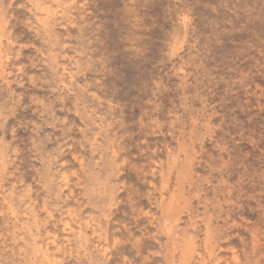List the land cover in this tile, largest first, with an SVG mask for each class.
<instances>
[{
	"label": "rangeland",
	"instance_id": "374dc122",
	"mask_svg": "<svg viewBox=\"0 0 264 264\" xmlns=\"http://www.w3.org/2000/svg\"><path fill=\"white\" fill-rule=\"evenodd\" d=\"M0 264H264V0H0Z\"/></svg>",
	"mask_w": 264,
	"mask_h": 264
},
{
	"label": "bare ground",
	"instance_id": "6f19581e",
	"mask_svg": "<svg viewBox=\"0 0 264 264\" xmlns=\"http://www.w3.org/2000/svg\"><path fill=\"white\" fill-rule=\"evenodd\" d=\"M72 2V1H71ZM76 2V1H75ZM28 4V3H27ZM82 4V3H81ZM40 5V4H39ZM38 7V6H37ZM183 8V7H182ZM189 10V9H188ZM48 14V13H47ZM49 14H50V12H49ZM48 14V15H49ZM77 16V15H76ZM95 18V17H94ZM42 21V20H41ZM44 23H47V22H44ZM47 25V24H46ZM45 25V26H46ZM44 26V25H43ZM193 28V27H192ZM204 53V52H203ZM93 54V53H92ZM187 63V62H186ZM192 65V64H191ZM196 65V64H195ZM87 71V70H86ZM107 73V72H106ZM92 87V86H91ZM99 87V86H98ZM100 90V89H99ZM104 93V92H103ZM199 93V92H198ZM131 110V109H130ZM91 131V130H90ZM207 142V141H206ZM120 144V143H119ZM90 151V150H89ZM86 156V155H85ZM131 156V155H130ZM133 157V156H132ZM55 163V162H54ZM68 170V169H67ZM5 171V170H4ZM13 172V171H12ZM6 175V174H5ZM8 175V174H7ZM13 189V188H12ZM9 190V189H8ZM118 190V189H117ZM75 192V191H74ZM111 209V208H110ZM21 214V213H20ZM100 218V217H99ZM226 230V229H225ZM201 233V232H200ZM152 235V234H151ZM145 237V236H144ZM4 238V237H3ZM129 238V237H128ZM25 240V239H24ZM59 241V240H58ZM175 245V244H174ZM223 248V247H222ZM178 249V248H177ZM242 249V248H241ZM115 250V249H114ZM185 251V250H184ZM181 253V252H180ZM183 258H185V257H183ZM230 260V259H229ZM19 261V260H18Z\"/></svg>",
	"mask_w": 264,
	"mask_h": 264
}]
</instances>
